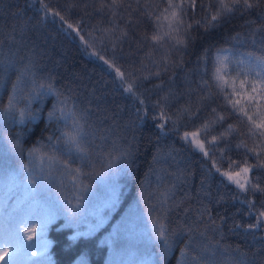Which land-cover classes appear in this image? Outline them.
Wrapping results in <instances>:
<instances>
[{
  "label": "trees",
  "instance_id": "trees-1",
  "mask_svg": "<svg viewBox=\"0 0 264 264\" xmlns=\"http://www.w3.org/2000/svg\"><path fill=\"white\" fill-rule=\"evenodd\" d=\"M248 2L0 0V264H264Z\"/></svg>",
  "mask_w": 264,
  "mask_h": 264
},
{
  "label": "snow or ice",
  "instance_id": "snow-or-ice-1",
  "mask_svg": "<svg viewBox=\"0 0 264 264\" xmlns=\"http://www.w3.org/2000/svg\"><path fill=\"white\" fill-rule=\"evenodd\" d=\"M237 2H238V0H233V4H235V3H237ZM244 4H245V6L248 7V8L253 7V5H252L251 3L248 2V0H244ZM222 7H223V9H224L225 11H228V12H231V11L233 10V8H232L231 6H229V5H227V4H223ZM219 15H220V13L217 12L216 15H213V16H212V19H213V20H216L217 17H218ZM257 75L260 76L261 74L258 72ZM261 80H262V83H264V77H261ZM129 90H130V89H129ZM253 91H255V87H253ZM241 187H242V186H241ZM260 215H261V216H264V212H261ZM161 235H163V234H161ZM5 255H6V253H5Z\"/></svg>",
  "mask_w": 264,
  "mask_h": 264
},
{
  "label": "rangeland",
  "instance_id": "rangeland-1",
  "mask_svg": "<svg viewBox=\"0 0 264 264\" xmlns=\"http://www.w3.org/2000/svg\"><path fill=\"white\" fill-rule=\"evenodd\" d=\"M35 249L38 251L39 254H45L46 252H48L50 250V244L47 242H42L40 244H38ZM1 250V247H0ZM2 258H6V256L4 254L1 255Z\"/></svg>",
  "mask_w": 264,
  "mask_h": 264
}]
</instances>
